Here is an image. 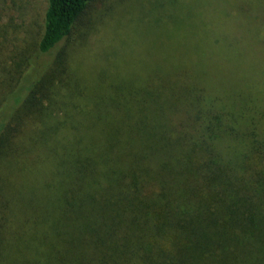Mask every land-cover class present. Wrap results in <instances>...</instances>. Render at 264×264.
I'll use <instances>...</instances> for the list:
<instances>
[{"label": "trees", "instance_id": "1", "mask_svg": "<svg viewBox=\"0 0 264 264\" xmlns=\"http://www.w3.org/2000/svg\"><path fill=\"white\" fill-rule=\"evenodd\" d=\"M46 2L0 28V264H264V0L93 46L97 0Z\"/></svg>", "mask_w": 264, "mask_h": 264}, {"label": "rangeland", "instance_id": "2", "mask_svg": "<svg viewBox=\"0 0 264 264\" xmlns=\"http://www.w3.org/2000/svg\"><path fill=\"white\" fill-rule=\"evenodd\" d=\"M182 1L187 6V9L193 8L195 4H199L200 2V0ZM205 1L206 0H202L200 3L203 4ZM237 1L239 4H244L247 0ZM117 2L119 3L117 4ZM167 2L168 0H97L92 6L91 11H89V14L94 16L97 13V16H99V12L105 13L101 19H97L95 22V30L92 32V36L89 39V45H97L99 42H107L113 45L118 41V38H122L121 33L118 36H115V33H119L121 29L130 30V28L138 22V19H141V17L146 18V15L151 12L154 7H157L159 3H163L167 6ZM103 4H106L105 7H102ZM46 5V0H0V28L5 25L7 26L6 34L8 38L15 39L14 36L16 35L19 37V41L22 38L23 40L27 38L33 39L36 35H40L42 30ZM113 5H115L114 9ZM157 9H159V7L156 8V11H158ZM163 13H166V11H163ZM190 14H192L191 11ZM253 17L258 22L264 21V11H258L257 9ZM14 24L16 25L15 28ZM262 29H264L263 26ZM262 32L264 33V31ZM123 34L125 35V32H123ZM260 36L262 37V35ZM260 36L259 39H261ZM3 40H0V42ZM9 57L10 55L5 45L0 43L1 66L6 63L7 66H9L10 63L13 62V59H15L11 57L9 59ZM79 58H81V56H79Z\"/></svg>", "mask_w": 264, "mask_h": 264}]
</instances>
